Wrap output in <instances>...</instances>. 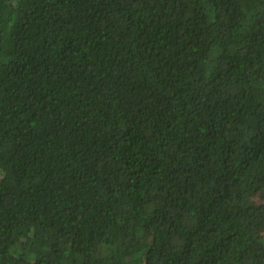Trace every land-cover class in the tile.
<instances>
[{
  "label": "trees",
  "instance_id": "trees-1",
  "mask_svg": "<svg viewBox=\"0 0 264 264\" xmlns=\"http://www.w3.org/2000/svg\"><path fill=\"white\" fill-rule=\"evenodd\" d=\"M0 264H264V0H0Z\"/></svg>",
  "mask_w": 264,
  "mask_h": 264
}]
</instances>
